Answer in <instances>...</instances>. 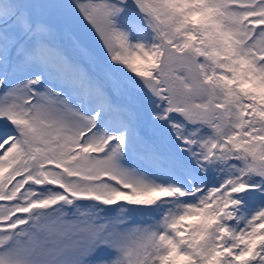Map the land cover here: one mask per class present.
<instances>
[{
	"label": "snow or ice",
	"instance_id": "snow-or-ice-1",
	"mask_svg": "<svg viewBox=\"0 0 264 264\" xmlns=\"http://www.w3.org/2000/svg\"><path fill=\"white\" fill-rule=\"evenodd\" d=\"M0 264H264V0H0Z\"/></svg>",
	"mask_w": 264,
	"mask_h": 264
}]
</instances>
